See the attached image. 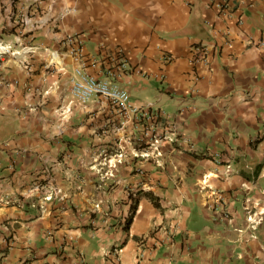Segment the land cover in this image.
<instances>
[{
  "label": "crops",
  "instance_id": "0c3cea01",
  "mask_svg": "<svg viewBox=\"0 0 264 264\" xmlns=\"http://www.w3.org/2000/svg\"><path fill=\"white\" fill-rule=\"evenodd\" d=\"M70 38L176 127L161 164L92 167L150 132L72 98ZM260 40L264 0H0V264H264Z\"/></svg>",
  "mask_w": 264,
  "mask_h": 264
},
{
  "label": "built area",
  "instance_id": "2783aa9c",
  "mask_svg": "<svg viewBox=\"0 0 264 264\" xmlns=\"http://www.w3.org/2000/svg\"><path fill=\"white\" fill-rule=\"evenodd\" d=\"M69 41H73L77 44V48L70 51L75 58V67L71 77L70 87L72 98L76 102L85 105L94 96L102 97L119 111L124 118V124L131 120L145 121L150 132L149 139H147L146 143V149H134L132 152L128 153L123 146H120L112 156L103 151L99 153V156L101 157L98 159L97 164L92 165V167L97 171H101L103 167L108 166L109 171L106 170L104 174L113 176L118 165L123 163L129 155L134 158L145 157L155 159L156 163L161 164L158 160L162 154L161 146L166 140H177L178 134L176 127L168 126L167 131H165V129H162L163 131L160 130L162 117L165 116L161 110H153L149 105L135 104L131 100L130 92L119 83L113 81L110 76L99 78L88 73L84 67V62L82 61L83 50L81 48V41L73 40V38H70ZM258 44L264 46V41L260 40ZM10 50L11 48L9 46L0 44V55H3ZM202 59L207 61L205 56ZM108 73L111 75L113 73L112 69H110ZM98 164L101 165L98 166ZM46 198L51 197L47 196ZM248 214V221L253 222L252 213L249 211V208ZM255 226L256 223H253L250 227L255 228Z\"/></svg>",
  "mask_w": 264,
  "mask_h": 264
},
{
  "label": "trees",
  "instance_id": "16d2710c",
  "mask_svg": "<svg viewBox=\"0 0 264 264\" xmlns=\"http://www.w3.org/2000/svg\"><path fill=\"white\" fill-rule=\"evenodd\" d=\"M152 200H153L154 204L159 207V202L154 197H152ZM131 207H132V210L135 209V204H133ZM131 219H132V216H130L128 218V221H127L128 224L131 221Z\"/></svg>",
  "mask_w": 264,
  "mask_h": 264
}]
</instances>
